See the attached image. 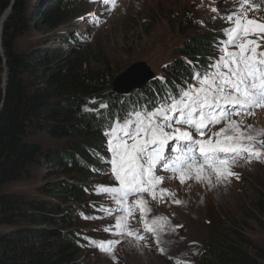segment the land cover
<instances>
[{"label": "rangeland", "instance_id": "rangeland-1", "mask_svg": "<svg viewBox=\"0 0 264 264\" xmlns=\"http://www.w3.org/2000/svg\"><path fill=\"white\" fill-rule=\"evenodd\" d=\"M9 1L14 3L16 0ZM51 1H23L25 12L31 13L36 9V16L30 19L28 28L14 42V50L22 54L45 46L56 48L65 43L61 38L69 37L73 49L66 45L70 51L64 49V62L78 63L86 52L91 51L92 56L86 57L82 71L105 77L111 87L116 77L138 63L145 64L154 77H159L178 57L177 48L195 31L206 34L214 29L224 33V39L227 40L224 30L231 27V22L226 17L239 8L236 0H120L115 7L103 3L95 7L94 4H78V0H71L68 10L63 12L64 9L59 8L54 10L55 13L51 12L53 16L49 20V27L48 20L43 16V5ZM37 3L40 5L37 6ZM256 3L260 2L256 0ZM10 11L9 7L1 15L2 27ZM185 14L191 17V25L183 24L182 17ZM91 15L101 20L89 22ZM215 15L219 16V21L214 19ZM248 15L264 22V7L257 12L250 11ZM208 20L210 23L207 24ZM77 32H86L87 37L79 38ZM250 38L256 40L257 36ZM258 42L264 48V34H261ZM1 49L0 46V54ZM1 77L4 80V71ZM147 84H150V89L157 85L154 78ZM111 87L103 90L109 97ZM144 90L149 92L148 89ZM253 111L254 115L250 117L237 116L232 120H242L241 127L251 125L253 133L264 129V108ZM224 127V122L216 124L212 126L211 132L216 133ZM258 139L264 140V136ZM31 140L41 144L43 152L61 151L65 156L69 155L72 142L84 144L81 136L66 141L42 133ZM257 147L264 151V144H258ZM101 164L103 167L97 173L82 171L88 184V192L83 194L84 204L76 201V196L67 191L59 198L47 194L49 190L55 192L56 181L63 180V169L52 167L44 160V156H40L39 164L32 165L25 175L5 186L3 191L16 194L29 203L60 201L73 207L65 213L70 221L64 225L57 223L56 226L69 231L74 230L76 225L87 237L76 264H169V256L194 261L202 245L206 249L209 236H233V232L249 240L255 247L264 246V162L261 160L237 162L231 170L238 178L228 176L225 181L217 179L214 172L206 171L208 174L204 172L203 175L210 179L199 182L191 179L182 184L173 177V173H160L158 176L163 177L164 182L155 192L156 200L148 193L133 194L127 198L147 200L148 204L143 217L141 214L137 217L128 216L124 222V234H118L121 229L116 227L117 219L124 217V213L113 210L109 206L110 195L98 191L100 186H118V182L109 176L107 163ZM160 189L168 190L163 200L160 199ZM176 200L181 203H174ZM154 217H166V229L154 234L145 231L141 235L144 244L131 236L127 237L128 227L137 223H151ZM222 225L227 229L222 228ZM12 230L14 227L0 226V234ZM139 231L141 228L133 229L132 234L136 235ZM110 241H117L112 244L113 251H102L99 245H107ZM190 246L193 252L189 250L192 248ZM163 248H166V255L158 252Z\"/></svg>", "mask_w": 264, "mask_h": 264}, {"label": "trees", "instance_id": "trees-1", "mask_svg": "<svg viewBox=\"0 0 264 264\" xmlns=\"http://www.w3.org/2000/svg\"><path fill=\"white\" fill-rule=\"evenodd\" d=\"M23 1L0 0V18L7 8H11L0 41L3 51L0 55V226L14 227L11 232L0 234V264H76L86 236L76 225L69 231L56 226L70 221L65 213L73 207L60 201L29 203L16 194L4 192L3 188L20 179L32 165L40 163V156H44L52 167L63 169V180L56 181L55 192L49 190L47 194L59 198L67 191L83 204L87 184L82 171L95 172L98 167L97 154L102 152L99 148L103 140L100 129L111 115L117 113L114 105L116 107L119 98L110 96L113 98L108 100L110 105L104 112H109L104 114L106 119L95 113L82 112L80 105L87 96L97 95L102 101L108 98L103 90L111 87V83L96 73L82 71L84 60L92 56L91 51L86 52L78 63L64 62V49H73L69 37L61 38L65 43L56 48L45 46L22 54L14 50V42L36 16V9L25 12ZM60 3L55 0L43 5L47 26L51 27V12L55 13ZM214 19L220 20L218 15ZM182 21L191 25V17L187 14ZM213 31L206 34L195 31L177 48L178 57L163 73L174 87L189 85L194 75L204 72L211 59L216 58L224 39L222 33ZM3 71L5 85L1 77ZM156 83L152 90L154 94L164 87L160 81ZM41 133L66 141L81 136L84 144L72 142L68 156L55 150L43 152L41 144L31 140ZM73 177L76 180H71ZM222 228L226 227L222 225ZM233 233V236H209L205 254L197 264H264V246L255 247L249 240Z\"/></svg>", "mask_w": 264, "mask_h": 264}, {"label": "snow or ice", "instance_id": "snow-or-ice-1", "mask_svg": "<svg viewBox=\"0 0 264 264\" xmlns=\"http://www.w3.org/2000/svg\"><path fill=\"white\" fill-rule=\"evenodd\" d=\"M102 3L115 7L116 0H102ZM236 3L238 10L226 17L231 27L224 30L228 39L220 49L223 54L211 66L213 71L196 74L198 87L181 90L155 111L136 112L134 120H117L109 125L105 135L113 159L108 162L113 165L111 171L118 186H100L98 191L110 195L121 205L130 195L138 193H148L156 200L155 192L164 182L163 177L156 175L158 167L173 173V177L183 184L191 179L197 182L210 179L203 175L208 169L217 179L238 178L231 169L239 159L251 161L255 158L264 162V152L257 147L264 144V140L258 139L264 136V129L253 133L251 125L241 127L242 120L231 119L234 115H254V109L264 108V51H258L264 22L248 15L250 11H259L264 0L260 3L236 0ZM254 35L256 40L250 38ZM222 122L224 128L208 135L212 126ZM205 136H208L207 140ZM173 140L179 142L173 149L176 155L168 156L166 149ZM217 164L223 165V169L217 168ZM167 191L160 189L161 200ZM136 203L146 207L148 201ZM140 212L143 217L145 208H140ZM128 216L117 219L116 227L121 229L118 234H124ZM166 224V217H156L151 226L145 225V231L154 234L163 231ZM127 234L132 235V232ZM114 243L117 241L107 245L101 243L99 247L111 253Z\"/></svg>", "mask_w": 264, "mask_h": 264}, {"label": "clouds", "instance_id": "clouds-1", "mask_svg": "<svg viewBox=\"0 0 264 264\" xmlns=\"http://www.w3.org/2000/svg\"><path fill=\"white\" fill-rule=\"evenodd\" d=\"M60 1H61V3H60V7L59 8L60 9L63 8L64 9V10H62L63 12L66 9L68 10L69 7H70V4L69 3L71 2V0H60ZM119 1L120 0H118L116 3H118ZM77 3L78 4L79 3H83V4H94L95 7H98V5L101 4L100 2H98V3H89V1H87V0H78ZM59 8H58V10H59ZM90 17H91V19H90ZM90 17L88 18V21L89 22H95V19H100L97 16H92L91 15ZM2 20H3V18L1 19V22H0V32L1 33H2V29H3V27L1 29ZM77 36L79 38H81V37L82 38H86L87 37V34H86V32H83V33L77 32ZM222 38L224 39V33H222ZM224 40L226 41V39H224ZM224 40L222 41V43L224 42ZM78 41H80V40H78ZM1 51H2V49H1ZM221 54H223V53H221ZM221 54L219 52L216 55V58L215 59L217 60ZM0 55H3V51H2V53ZM215 59H211V61L212 60H215ZM163 73H165V72H162V74L159 77H154V75L152 77V79L154 78L155 82H157V80H158V81H160L162 83L161 86H164V87L161 88V90L158 92V94H154V92H152L153 88H155L157 85L155 87H153L152 89H150L149 86H150L151 83L150 84H147L152 79L149 80L148 82H146L145 84H143L141 87L134 88L132 91H130L128 93H125V94H119V93L113 91L112 90V87H111L110 95L115 96V98H119L118 99V104L116 105V107L114 105V108L116 110H118V111H117V113L111 115L110 118L107 119V123L106 124H103L101 126V129H100V134L101 135H100V137H102L103 140L101 141V145H100V148L99 149L102 152H99L97 154V157L98 158L101 155V153H104V155L105 154L107 155V153L105 151H106V147L108 145V137L105 135V132L108 131L109 125L111 124L110 123L111 120L114 119L115 121H117V120L121 121L123 118H125V116H128L130 113H132V112L135 113V112H137V110L140 111L141 110L140 109L141 108L140 107L141 105L147 106V110H146L147 112L155 111L158 107H162V106L166 105L171 98H175L177 96V93L178 92H180L181 90H185L186 88H189V85H192V84L195 83V81L191 82V84H189L188 87H184L183 85L181 87H179V88L178 87H174L173 84L169 83L168 79L166 80V78L163 76ZM161 78H162V80H161ZM3 84L5 85V80H3ZM144 89H148L150 93L147 92V91H145ZM133 92H137V94L136 95H133ZM104 95L108 97V98H104L105 99L104 101L107 103L106 106H108V105H110V103H108V100L111 99V98H113V97H109L108 96V93H106V92H104ZM95 98H99V97L97 95H93V96H87L85 98V102H83L80 105V108H81L82 112L83 113H90L91 114V113H93V112H91V109H97L98 111L96 112V114L98 116L104 117V119H106L107 116L104 115V114L109 113V112H106V113H104V112L107 110V108H105V107L99 108L100 106L98 105L99 102H102L101 100H103V99L99 98L98 99L99 102L96 103ZM92 101H94L95 103H92ZM94 107H96V108H94ZM85 108H87L88 111H85ZM142 111H144V108H143ZM250 116L251 115L246 116V117H250ZM233 117H237V116L234 115V116L231 117V119ZM238 117H240V116H238ZM212 133L213 132H211V129H210V131L208 132V135H211ZM207 138H208V136H205L204 137L205 140H207ZM178 144H179L178 141H175V140L170 141V143H169V145H168V147L166 149V155H168V156H175L176 153L173 151V149H175ZM262 152H264V151H262ZM108 159L109 160L110 159H113V155L112 156H109ZM262 159H264V156H262ZM98 160L100 161V158ZM239 161L240 162H242V161L249 162V160H247V159H239L238 162ZM251 161H257V159H252ZM100 163H101V161H100ZM100 163L98 164V167L95 169V172L92 171L93 173H97L98 172V169H101L100 167H102V166H100ZM229 163H230V161H229ZM107 167H108V164H107ZM216 167L222 169L224 166L223 165H220V164H217ZM107 171H108L109 176L111 177V179H115L114 175H111V173H110V171L108 169H107ZM207 171L208 172L209 171L210 172H213L211 169H208ZM160 173L167 174V173H170V172L169 171H166V170H164V169H162L160 167H158L157 170H156V175L158 176ZM86 192H88V191H86ZM110 199H111V201H109V206L113 210H115L117 212L124 213V216H128V212H131V215L130 216L137 217V216H139L141 214L140 208H145L146 209V207L142 203L139 204V205H137V203H136L138 201L137 198L127 199L126 202H125V204H123V205L118 204L111 197H110ZM84 203H86V201ZM79 211H80V209L78 210V212ZM154 218H151V219L153 220ZM152 220H151V223H148V224L137 223L135 225H132V226L128 227L127 228V231H131L132 233H133V229H138L139 230L141 228V231H139L136 235H133V234L132 235H128L127 234V237L131 236V238H134V239H137L139 241H142V243L144 244L143 239H141L140 237L145 232V229H144L145 228V225L151 226ZM164 228L166 229V227H164ZM177 231H179V230H177ZM175 245L177 246L176 243H175ZM190 247H192V246H190ZM163 250H164L163 252H161V250H158V252H159L160 255H166V248H163ZM189 250L191 252H193V247L190 248ZM205 251H206V249L202 245V250L200 251L198 257L194 261L192 259H190V258L189 259H183V258L175 259L174 257L169 256V258H170L169 259V264H197L198 261L200 260V258L205 254Z\"/></svg>", "mask_w": 264, "mask_h": 264}, {"label": "water", "instance_id": "water-1", "mask_svg": "<svg viewBox=\"0 0 264 264\" xmlns=\"http://www.w3.org/2000/svg\"><path fill=\"white\" fill-rule=\"evenodd\" d=\"M152 77L153 74L149 72L145 64L138 63L128 68L125 73L113 80L112 90L119 94H125L132 91L134 88L141 87L143 84L151 80Z\"/></svg>", "mask_w": 264, "mask_h": 264}, {"label": "bare ground", "instance_id": "bare-ground-1", "mask_svg": "<svg viewBox=\"0 0 264 264\" xmlns=\"http://www.w3.org/2000/svg\"><path fill=\"white\" fill-rule=\"evenodd\" d=\"M133 93H135V92H133ZM105 152H108V151H105ZM206 173H207V172H206ZM207 174H208V173H207ZM222 180L225 181L226 179H224V178L222 177ZM87 191H88V184H87ZM160 235L162 236L163 233H161Z\"/></svg>", "mask_w": 264, "mask_h": 264}]
</instances>
